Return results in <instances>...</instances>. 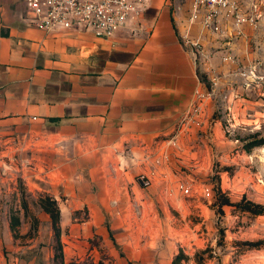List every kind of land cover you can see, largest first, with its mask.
Instances as JSON below:
<instances>
[{
	"label": "crops",
	"instance_id": "crops-1",
	"mask_svg": "<svg viewBox=\"0 0 264 264\" xmlns=\"http://www.w3.org/2000/svg\"><path fill=\"white\" fill-rule=\"evenodd\" d=\"M190 10L191 0H149L139 32L104 39L43 31L29 22L23 0H0L3 179L19 172L58 203L67 264H127L119 246L130 242L131 206L140 221L152 219L155 204L166 205L180 181H192L183 168L210 162L200 137L216 100L203 104L202 126L181 130L180 150L170 145L202 76L181 44ZM207 40L212 58L223 54L225 41ZM142 173L150 186L139 181Z\"/></svg>",
	"mask_w": 264,
	"mask_h": 264
},
{
	"label": "rangeland",
	"instance_id": "rangeland-1",
	"mask_svg": "<svg viewBox=\"0 0 264 264\" xmlns=\"http://www.w3.org/2000/svg\"><path fill=\"white\" fill-rule=\"evenodd\" d=\"M237 1L243 13L256 17L255 23L240 30L224 24L223 35L207 32L204 44L209 58L196 65L207 82L213 73L221 77L219 94L213 99L217 110L201 131L208 134L200 137L209 148L210 162L183 168L184 178L193 181V193L181 196L174 187L166 205L155 204L152 219L145 214L140 221L131 206L130 242L119 246L127 264H169L180 251L186 256L182 264H264V212L254 215L234 206L252 202L264 207V0ZM207 37L225 41L223 54L233 55L235 63H223V54L212 58L215 53L207 51ZM220 63L229 67L227 73L218 70ZM248 64L257 66L260 80L245 81L249 85L243 86L235 74ZM230 92L239 96L236 114L224 99ZM217 121L218 141H211ZM197 144L202 146L201 141ZM13 163L21 169L17 157ZM2 167L0 157V264H67L63 247L62 257L55 258L59 251L51 219L40 206V199L48 195L29 187L19 172L12 181L4 180ZM205 187L210 188L209 196L204 195ZM224 199L231 205L220 206ZM11 219L20 221L16 234L10 229Z\"/></svg>",
	"mask_w": 264,
	"mask_h": 264
},
{
	"label": "built area",
	"instance_id": "built-area-1",
	"mask_svg": "<svg viewBox=\"0 0 264 264\" xmlns=\"http://www.w3.org/2000/svg\"><path fill=\"white\" fill-rule=\"evenodd\" d=\"M30 17L29 22L39 29L50 33L77 32L90 33L98 38L114 39L121 31L130 29L132 33L139 32L138 26L144 13L149 9V0H23ZM256 17L243 13L237 0H191V10L188 18L189 28L181 35V44L193 55L195 65L203 58L207 60L204 38L209 34H225L224 24L231 29L240 30L246 24H254ZM199 28L197 36H191V29ZM209 32V33H207ZM225 64H234L235 57L230 53L222 56ZM210 69V67H209ZM255 64L242 65L236 72L243 86L249 81L260 80ZM200 85L194 91L193 100L180 117L176 133L170 145L181 149L177 140L182 129L190 126H202L204 113L203 104L213 100L219 94L221 77L213 73L208 82L199 77ZM229 108L239 101L236 93L224 96ZM168 158V156H166ZM139 181L146 187L150 186L151 178L140 174ZM178 189L184 196L193 193V181H180ZM204 195L209 196V187L204 188Z\"/></svg>",
	"mask_w": 264,
	"mask_h": 264
},
{
	"label": "trees",
	"instance_id": "trees-1",
	"mask_svg": "<svg viewBox=\"0 0 264 264\" xmlns=\"http://www.w3.org/2000/svg\"><path fill=\"white\" fill-rule=\"evenodd\" d=\"M223 205H231L230 201L228 199H224L221 201L220 206ZM40 206L41 209L49 215L51 219V225L52 230L54 232V239L56 241V251H59V255H56V260L59 256L62 257V245H61V228H60V221H61V212L58 203L51 197L45 196L40 199ZM235 207L240 208L243 211L250 212L254 215H260L264 212V207L262 205H257L252 202H246L245 204L243 202L235 204ZM19 220L16 219L13 221L11 219L10 222V229L12 232L16 234V227L19 225ZM186 258L183 251H180L172 260L170 264H182V261Z\"/></svg>",
	"mask_w": 264,
	"mask_h": 264
}]
</instances>
